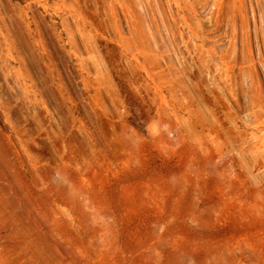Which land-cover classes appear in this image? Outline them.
Instances as JSON below:
<instances>
[{"label":"rangeland","instance_id":"374dc122","mask_svg":"<svg viewBox=\"0 0 264 264\" xmlns=\"http://www.w3.org/2000/svg\"><path fill=\"white\" fill-rule=\"evenodd\" d=\"M0 264H264V0H0Z\"/></svg>","mask_w":264,"mask_h":264}]
</instances>
